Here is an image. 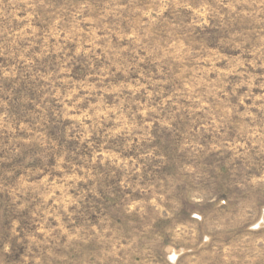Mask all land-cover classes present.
<instances>
[{
    "label": "rangeland",
    "instance_id": "obj_1",
    "mask_svg": "<svg viewBox=\"0 0 264 264\" xmlns=\"http://www.w3.org/2000/svg\"><path fill=\"white\" fill-rule=\"evenodd\" d=\"M0 264H264V0H0Z\"/></svg>",
    "mask_w": 264,
    "mask_h": 264
}]
</instances>
